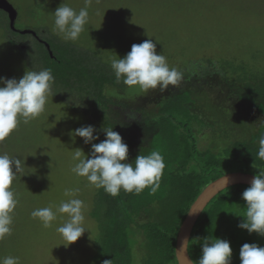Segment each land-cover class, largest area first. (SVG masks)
Returning <instances> with one entry per match:
<instances>
[{"label":"rangeland","instance_id":"obj_1","mask_svg":"<svg viewBox=\"0 0 264 264\" xmlns=\"http://www.w3.org/2000/svg\"><path fill=\"white\" fill-rule=\"evenodd\" d=\"M7 1L17 11V27L38 29L43 38L54 35L59 40L70 41L87 50L95 62L105 64L108 69H112L114 59L130 51L132 44L152 40L156 43L157 53L166 57L170 68L175 67L182 78L185 73L194 76L193 82L182 79L178 86H169L165 92L155 89L144 93L138 87L126 85L121 91L108 88L110 96L116 97L121 104L149 112L152 110L149 101H158L155 98L159 97L155 111H166L161 107V101L168 100L175 90L179 93L189 90L193 101L187 106H193L191 110L198 111L201 117L213 123L214 117L225 115L220 117L227 120L221 128L229 129L237 138L242 134L249 136L264 121V113L247 109L246 105L241 107L238 100L227 97V91L218 90L224 88L198 79L202 71L207 76L214 72L213 69L218 70L222 61L248 62L264 68V0ZM64 4L77 13L81 8L88 10V22L75 41L65 40L53 31L54 11ZM6 23L7 17L0 13V76L19 79L30 71L29 63H24V56H30L25 54L27 50L15 47L6 39ZM15 38L20 37L16 35ZM28 43L33 44L30 36L18 42L20 46ZM67 102L75 104L74 99H61L51 89L41 115L27 124L20 118L17 128L0 142V154L22 161V172L16 174L11 185L18 201L11 213L12 232L0 240V258L18 257L19 264H94L93 242L98 228L89 213L98 188L72 171L78 162L72 158L74 152L82 150V155L89 158L91 144L70 135L72 130L88 123L84 114L73 110ZM218 107L221 114L214 115ZM197 123L196 128L201 132L199 144L208 147L212 143L210 129ZM66 189H78L75 198L84 202L83 226L86 228L82 236L68 246L56 231L66 221V215L57 212V218L49 228L31 217V212L38 208L51 206L56 212L59 204L69 199L64 194ZM236 231L237 242L230 246L232 255L238 259L242 244L264 246V236L255 232L249 234L239 227Z\"/></svg>","mask_w":264,"mask_h":264},{"label":"trees","instance_id":"obj_2","mask_svg":"<svg viewBox=\"0 0 264 264\" xmlns=\"http://www.w3.org/2000/svg\"><path fill=\"white\" fill-rule=\"evenodd\" d=\"M5 16L8 21L6 39L15 47L27 50L25 54L30 57L24 56V63H29L30 71L52 70L55 79L51 89L61 99H74L75 104L67 102L68 105L83 113L88 125L96 129L94 135L98 134L99 138L92 143L105 139L103 128L113 127L128 145V162L134 164L138 154L148 155L153 150L159 151L164 158L165 168L155 194L145 188L138 195L121 190L117 196H112L103 188L98 189L89 213L98 228L93 242L94 264H104L105 260H110V264H177V232L202 189L228 172L256 175L259 169H264V161L257 158L264 121L249 136L242 134L237 138L229 129L221 128L227 121L220 118L225 117L219 115L221 108L213 113L220 116L214 117V123L191 110L193 106H187L193 101L189 90L180 93L175 90L174 94L170 91L169 99L160 102L166 111H155L159 97L155 98L158 101H149L152 104L149 112L133 109L110 96L108 88L121 91L125 84L117 83L113 69L95 62L87 50L54 35L44 38L46 46L33 42L21 48L18 42L29 35L14 33L8 15ZM34 31L39 34L38 29ZM16 35L20 38L16 39ZM218 66V70L213 69L214 72L207 76L202 71L198 79L224 88L218 90L227 91V97L238 100L241 107L246 105L247 109L264 113V68L232 61H222ZM185 74L182 79L193 82L194 76ZM195 122L210 129L212 143L208 147L199 144L201 132ZM247 187L245 184L230 185L205 205L188 240V253L195 264L201 255L200 244L204 237L226 239L230 245L237 242V224L243 219L239 215L246 207L241 193ZM238 260L232 255L231 264H240Z\"/></svg>","mask_w":264,"mask_h":264},{"label":"clouds","instance_id":"obj_3","mask_svg":"<svg viewBox=\"0 0 264 264\" xmlns=\"http://www.w3.org/2000/svg\"><path fill=\"white\" fill-rule=\"evenodd\" d=\"M88 15L86 7L77 13L67 4L59 6L54 11L53 31L65 40L75 41L84 31ZM111 68L117 83L123 77L126 86L138 87L144 93L155 89L165 92L169 86L176 87L182 80V74L175 67L170 68L166 57L157 53L156 43L152 40L132 44L129 52L112 61ZM54 79L52 70L47 68L38 72H25L19 79L0 76V142L17 128L20 118L27 124L41 115ZM102 130L105 139L99 143H92L99 138L98 134L94 135L96 129L92 125L81 126L70 132L73 139L81 137L85 144H91L89 158L82 155V150L74 152L72 158L78 162L72 171L86 177L92 186L103 188L112 196H117L121 190L138 195L145 188L149 189L150 194H155L165 168L161 153L153 150L148 155L138 154L133 164L128 162V145L123 142L121 135L113 127ZM258 143L257 158L264 161V134L260 135ZM18 172H22V161L8 154H0V240L12 232L11 213L18 201L11 185ZM222 179L224 185L227 184V178ZM77 191L66 189L64 194L69 199L62 201L56 212L51 206L31 212V217L38 219L45 228L52 226L57 212L66 215V221L56 229L66 246L77 241L86 230L83 226L85 205L81 199L75 198ZM241 199L246 207L239 215L243 219L237 227L246 229L249 234L255 232L264 236V169H259L258 174L254 175L250 186L241 193ZM200 247L201 255L197 264H231L232 248L228 240L204 237ZM239 259L240 264H264V246L242 244ZM0 264H19V258L6 256L0 258ZM104 264H110V260H105Z\"/></svg>","mask_w":264,"mask_h":264},{"label":"water","instance_id":"obj_4","mask_svg":"<svg viewBox=\"0 0 264 264\" xmlns=\"http://www.w3.org/2000/svg\"><path fill=\"white\" fill-rule=\"evenodd\" d=\"M0 9L7 13L9 26L11 29H14L15 17L17 15L16 9L7 0H0ZM27 31L32 30L23 29L21 33H25ZM32 32L34 33V31ZM224 177L227 178V184L225 185V181L222 179ZM253 177L254 175L251 173L232 171L217 177L202 189V191L190 205L177 232L175 241V256L177 264H195L188 253V240L198 216L209 200L220 190L230 185L245 184L250 186Z\"/></svg>","mask_w":264,"mask_h":264},{"label":"flooded vegetation","instance_id":"obj_5","mask_svg":"<svg viewBox=\"0 0 264 264\" xmlns=\"http://www.w3.org/2000/svg\"><path fill=\"white\" fill-rule=\"evenodd\" d=\"M0 12H2V13H5L6 15H7V13L5 12V11H3V10H1L0 9ZM14 33H17V34H19L20 35V32L23 30V29H21V28H19V27H17L16 25H15V28L14 29H11ZM27 30H29V29H27ZM32 31H34V30H32ZM32 31H27V32H25L26 34H28L30 37H31V41L32 42H42L44 45H45V42H46V40L43 38V37H41V35H40V33L39 34H37L36 33V31H34V33L32 32ZM24 34V33H23ZM25 45H21V47H24ZM46 46V45H45Z\"/></svg>","mask_w":264,"mask_h":264}]
</instances>
